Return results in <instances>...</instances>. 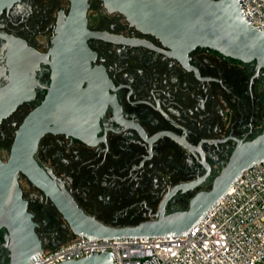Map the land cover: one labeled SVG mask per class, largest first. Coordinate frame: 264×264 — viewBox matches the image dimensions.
Wrapping results in <instances>:
<instances>
[{
  "label": "flooded vegetation",
  "instance_id": "1",
  "mask_svg": "<svg viewBox=\"0 0 264 264\" xmlns=\"http://www.w3.org/2000/svg\"><path fill=\"white\" fill-rule=\"evenodd\" d=\"M84 136L48 133L34 156L89 216L115 228L187 211L212 189L239 141L264 131V69L197 47L177 53L104 0H88ZM70 0H18L0 13V102L20 101L0 119L8 163L25 119L55 81V41ZM80 131V130H79ZM19 186L45 251L76 238L52 200L20 173ZM197 183L193 187L187 185ZM0 230V264H8Z\"/></svg>",
  "mask_w": 264,
  "mask_h": 264
},
{
  "label": "water",
  "instance_id": "2",
  "mask_svg": "<svg viewBox=\"0 0 264 264\" xmlns=\"http://www.w3.org/2000/svg\"><path fill=\"white\" fill-rule=\"evenodd\" d=\"M18 0H0L2 9ZM70 14L55 41V81L47 99L23 122L16 134L8 163L0 160V230L5 228L8 264H32L43 254L34 215L28 211L19 186L24 174L56 205L77 239L90 241L120 238L184 236L191 233L234 186L242 174L264 161V131L255 139L239 141L230 163L215 179L210 191L199 192L187 211L141 223L115 228L81 210L62 190L53 176L34 158L41 139L48 133L84 136L77 129L86 108L81 78L88 66V0H70ZM110 11H118L141 31L158 37L177 53L188 55L206 47L242 63L256 62L264 69V30L245 15L241 0H104ZM20 101H1L0 119L9 115ZM84 111V112H83ZM197 183L185 187H193ZM59 264H117L111 251L90 252L84 258Z\"/></svg>",
  "mask_w": 264,
  "mask_h": 264
},
{
  "label": "built area",
  "instance_id": "3",
  "mask_svg": "<svg viewBox=\"0 0 264 264\" xmlns=\"http://www.w3.org/2000/svg\"><path fill=\"white\" fill-rule=\"evenodd\" d=\"M246 17L264 30V0H241ZM111 251L117 264H264V161L245 171L188 235L75 239L44 251L32 264H59Z\"/></svg>",
  "mask_w": 264,
  "mask_h": 264
}]
</instances>
